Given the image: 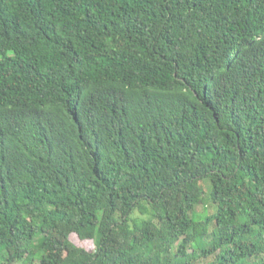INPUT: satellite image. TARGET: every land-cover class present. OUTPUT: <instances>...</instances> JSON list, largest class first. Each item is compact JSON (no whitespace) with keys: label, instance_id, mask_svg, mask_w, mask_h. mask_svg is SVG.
I'll return each instance as SVG.
<instances>
[{"label":"trees","instance_id":"trees-1","mask_svg":"<svg viewBox=\"0 0 264 264\" xmlns=\"http://www.w3.org/2000/svg\"><path fill=\"white\" fill-rule=\"evenodd\" d=\"M0 264H264V0H0Z\"/></svg>","mask_w":264,"mask_h":264},{"label":"rangeland","instance_id":"rangeland-1","mask_svg":"<svg viewBox=\"0 0 264 264\" xmlns=\"http://www.w3.org/2000/svg\"><path fill=\"white\" fill-rule=\"evenodd\" d=\"M201 208H202V206L199 205V206H197L196 210L199 211V210H201ZM83 244H84V245H90L89 243H83Z\"/></svg>","mask_w":264,"mask_h":264}]
</instances>
